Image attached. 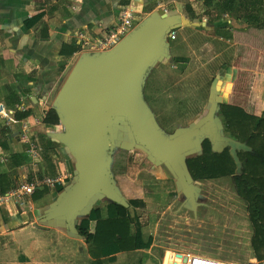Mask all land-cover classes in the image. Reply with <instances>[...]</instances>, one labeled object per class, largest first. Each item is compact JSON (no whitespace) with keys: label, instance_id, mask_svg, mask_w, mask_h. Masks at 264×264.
<instances>
[{"label":"crops","instance_id":"0c3cea01","mask_svg":"<svg viewBox=\"0 0 264 264\" xmlns=\"http://www.w3.org/2000/svg\"><path fill=\"white\" fill-rule=\"evenodd\" d=\"M203 2L206 0H137L139 13L134 21V28L154 15L165 13L179 14L193 22L202 23L204 17L197 6ZM127 3L128 0H0V103L8 109L24 105L31 113V122L35 124V120L40 121L31 130L32 139L44 148L40 169L34 170L26 155L27 146L19 140L18 127L6 131L0 124V129L5 130L6 135L2 139L6 147H0V176H6L7 181L14 183L13 186L35 174L51 177L67 174L70 176L69 181L74 180L72 157L62 144L49 136L61 132L63 127L47 126L44 120L53 109L56 98L54 91L60 81L70 74L83 53L91 52L81 43L80 34L89 38L103 37L116 27L120 11ZM206 14L209 12L206 11ZM216 16L213 21L210 19L206 22L205 27L177 25L174 28L177 39L179 31H182L183 40L190 42L189 34L192 29L200 30L202 47L212 46L211 41H204L202 38L223 40L226 44H231L228 49L231 50L229 54L233 57L234 64L228 63L230 57H223L226 61L215 79L220 82L219 96L222 101L239 106L252 115L263 116L264 30H258L242 18L237 20L229 16L226 20H216ZM168 43L170 46L171 43ZM74 49L77 51L72 56L65 55ZM223 54L226 56L225 52ZM170 57L172 59V54ZM181 60L185 61V58ZM245 81H249L248 93L243 92L247 84ZM224 85L229 88L227 97H222ZM11 93H17L21 97L20 102L13 107L9 106L8 101ZM53 95L54 99L51 101ZM13 155L25 156L26 162L13 166ZM114 179L121 195L128 202L146 201L143 196H134L135 178L123 174L114 176ZM166 180H170L174 188L177 187L173 179L163 181ZM174 188L171 192H177ZM50 193V201L54 202L57 197L55 191ZM44 200L46 199L32 202L31 209L0 208V264H98L89 255L84 239L68 236L66 230H61L57 224L52 227L38 221L40 212L51 203ZM177 200L180 201V198ZM98 202L102 205L107 203L98 200L93 209L97 208ZM95 226L96 222L91 223L90 233L95 232ZM171 228L172 231L168 233L170 236L175 232V227ZM155 230V233L147 230L146 236L153 237L150 249L115 254L104 258L103 264H157L158 257L153 255L156 251L154 249L158 246L157 242L161 244L162 241L156 240L158 229ZM171 246V241L166 243L165 254L167 251L184 253L176 249L174 251ZM163 257L158 264H164ZM249 261L264 264V260L258 261L253 255L249 257Z\"/></svg>","mask_w":264,"mask_h":264},{"label":"water","instance_id":"95a60500","mask_svg":"<svg viewBox=\"0 0 264 264\" xmlns=\"http://www.w3.org/2000/svg\"><path fill=\"white\" fill-rule=\"evenodd\" d=\"M181 24L205 27L206 21L193 22L179 14H157L134 28L111 50L86 52L78 59L53 103L63 130L49 135L72 157L75 180L40 212L38 221L52 227L57 224L66 229L68 236L83 239L78 233V220L87 216L98 200L122 205L132 217L136 216L111 172L112 149L119 136V126L114 129L112 123L122 122L128 132L119 148L140 151L156 169L168 172L194 210L198 186L187 161L201 154L203 141L209 140L214 152L230 147L241 174L237 151L251 148L224 134L218 116L220 104L224 103L219 96V81L213 83L206 113L173 135L164 133L143 97L150 69L171 60L168 36ZM176 255L177 261L183 258V263H187V257Z\"/></svg>","mask_w":264,"mask_h":264},{"label":"rangeland","instance_id":"374dc122","mask_svg":"<svg viewBox=\"0 0 264 264\" xmlns=\"http://www.w3.org/2000/svg\"><path fill=\"white\" fill-rule=\"evenodd\" d=\"M207 3L208 0L197 6L201 16L204 17V22L205 20L209 22L217 14ZM206 11L209 14H206ZM229 16L235 18L233 14ZM220 18L227 19L224 15ZM191 31L190 42L183 40L182 31H179L176 41L168 39L171 43L169 47L172 59L152 67L144 81L143 97L154 113L157 124L167 135L189 128L206 113L211 88L216 76L218 77L221 65L226 61L223 57H230L228 63H233V57L229 54L231 50L228 49L231 44H226L223 40L202 38L204 41L212 42V46L202 47V41L199 40L200 30L191 29ZM181 58H185V61ZM67 77L56 87L55 97ZM245 83L247 84L243 92L248 93L249 81ZM222 89V97H227L228 86L224 85ZM121 124L122 122L112 123L114 129L119 126L117 131L119 136L112 149L111 172L116 177L127 174L135 178L134 196L140 195L146 198L137 212L140 222L146 228V234L148 231L155 233V229H158L155 234L156 240L162 242L161 244L157 242L158 246L155 247L154 251H156L153 254L158 257V263L162 262L166 243L171 241L170 248L174 251L176 249L184 253L252 264L249 257L252 255L254 257L252 243L255 231L250 220L248 205L237 194L234 178L229 176L196 182L198 197L197 209L194 210L177 187H175L177 192H171L174 191L173 183L171 184L170 180L163 181L170 178L154 168L146 155L140 151L130 152L119 148L121 142L127 140L128 135L126 127ZM198 155L200 153L196 156ZM168 175L171 177L169 173ZM177 198H180V201ZM44 199L50 201L51 197ZM34 201L32 198V202ZM28 208L30 206L27 205L24 209ZM171 227H175L172 236L168 234L172 231ZM163 258L166 264H172L175 255L167 251Z\"/></svg>","mask_w":264,"mask_h":264},{"label":"trees","instance_id":"16d2710c","mask_svg":"<svg viewBox=\"0 0 264 264\" xmlns=\"http://www.w3.org/2000/svg\"><path fill=\"white\" fill-rule=\"evenodd\" d=\"M207 4L215 9L216 20L225 14H233L235 19L242 18L249 25L264 30V0H208ZM76 51L77 49H74L65 55L72 56ZM20 99L19 94L11 93L8 95L9 106H15ZM30 115V111L18 112L16 117L21 120ZM218 116L223 122L226 137L251 148V151H237L242 164L241 174L238 175V165L231 154V148L226 147L222 152H214L209 140L203 141L200 155L188 159L189 172L195 182L229 176L234 178L237 194L248 205L250 220L255 231L252 243L254 258L262 261L264 260V115H252L239 106L225 102L220 104ZM44 123L47 126L60 125L54 109L48 112ZM2 129H0V147L5 148L6 144L2 139L6 135L5 130ZM11 161L16 167L25 163L26 158L23 155H13ZM72 172L74 173V167ZM7 180L6 176H0L1 193L15 186L12 185L14 184L12 181ZM73 182L72 180L68 185L58 187L55 190V197ZM50 192L49 189L37 191L33 198L38 201L50 197ZM129 204L136 210L135 217L131 216L129 209L107 201L105 205L98 202L97 208H92L87 216L78 220L79 236L85 240L89 255L98 264H103L104 258L115 254L148 250L152 247L153 237L146 236V228L140 222L137 212L138 208L143 206L142 201L131 200ZM93 222H96L95 232L90 233V225ZM61 230L66 229L61 228Z\"/></svg>","mask_w":264,"mask_h":264},{"label":"built area","instance_id":"2783aa9c","mask_svg":"<svg viewBox=\"0 0 264 264\" xmlns=\"http://www.w3.org/2000/svg\"><path fill=\"white\" fill-rule=\"evenodd\" d=\"M138 6L137 0H128V3L120 11L118 17L119 22L116 27L101 38H89L84 34H80V40L83 46L90 49L91 52L109 51L114 48L134 29V21L139 13ZM225 17L229 18V15L226 14ZM168 38L172 41L176 40L177 33L171 31ZM18 112L27 113V109L24 105H17L16 109H8L4 104L0 103V124L7 131H12L15 127H18V137L19 140L27 146L26 155L30 160V165L34 170H39L40 164H42L44 148L37 143V141L32 139L31 130L33 126L39 124L40 121L35 120V124H33L30 117L18 120L16 117ZM69 178L70 176L67 174H61L57 177L35 174L30 178L20 181L9 191L5 193L0 192V208L15 207L16 209H23L27 205L31 206L32 198L37 191L44 189L55 191L58 187L66 186L69 182ZM173 254L175 258L172 264H184L183 258L177 261L176 253ZM181 254L183 257L188 258L186 264H240L238 262L211 258L206 255H195L191 253Z\"/></svg>","mask_w":264,"mask_h":264},{"label":"flooded vegetation","instance_id":"af4514ba","mask_svg":"<svg viewBox=\"0 0 264 264\" xmlns=\"http://www.w3.org/2000/svg\"><path fill=\"white\" fill-rule=\"evenodd\" d=\"M224 103H225V102H224ZM163 173H164L167 177H169L170 179H172L164 169H163Z\"/></svg>","mask_w":264,"mask_h":264}]
</instances>
